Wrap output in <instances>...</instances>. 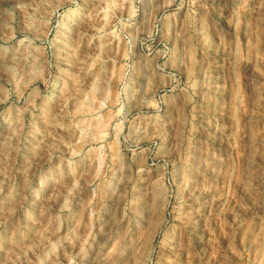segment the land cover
Masks as SVG:
<instances>
[{
	"label": "rangeland",
	"instance_id": "1",
	"mask_svg": "<svg viewBox=\"0 0 264 264\" xmlns=\"http://www.w3.org/2000/svg\"><path fill=\"white\" fill-rule=\"evenodd\" d=\"M0 264H264V0H0Z\"/></svg>",
	"mask_w": 264,
	"mask_h": 264
}]
</instances>
